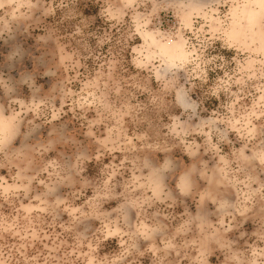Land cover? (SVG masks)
<instances>
[{"label":"clouds","instance_id":"obj_1","mask_svg":"<svg viewBox=\"0 0 264 264\" xmlns=\"http://www.w3.org/2000/svg\"><path fill=\"white\" fill-rule=\"evenodd\" d=\"M0 264H264V0H0Z\"/></svg>","mask_w":264,"mask_h":264}]
</instances>
